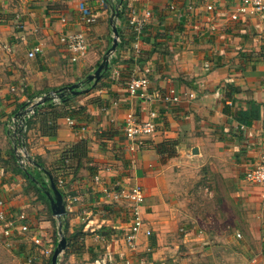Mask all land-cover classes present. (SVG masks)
<instances>
[{
  "label": "crops",
  "instance_id": "crops-1",
  "mask_svg": "<svg viewBox=\"0 0 264 264\" xmlns=\"http://www.w3.org/2000/svg\"><path fill=\"white\" fill-rule=\"evenodd\" d=\"M0 1L8 25H23L15 40H1L9 47L4 44L8 64L0 76V202L11 219L27 216L29 234L48 237L55 220L41 219L45 203L17 165L8 123L30 99L61 87L54 84L56 76L74 78L70 86L97 68L112 38L110 7L89 2L95 19L89 25L80 21L77 0H48L49 6L38 3L43 0ZM235 2L123 0L116 21L120 41L111 58L116 63L91 90L72 99L80 111L72 118L74 126L66 118L42 123L38 114L44 115L47 105L28 120L26 149L47 172L57 174L56 156L63 148L85 145L76 172L61 177L67 179L69 196L77 199L63 196L64 225L67 233H80L81 247L68 251L67 264H219V257L234 264H264L263 190L243 179L264 153V13L231 21ZM131 11L138 18L150 14L137 52L131 49ZM75 32L84 34L89 47L72 63L59 38ZM37 46L42 53L29 57ZM132 77L148 81L152 101L127 93ZM171 90L177 103L162 99ZM152 112L155 133L141 145L128 141L126 116L147 120ZM46 125L53 128L52 136ZM28 171L47 180L39 169ZM134 186L141 188L144 201L138 207L142 225L132 235L133 204L113 196ZM206 193L212 199L207 210L199 202ZM3 228L0 223V240L6 242ZM23 238L15 232L11 241Z\"/></svg>",
  "mask_w": 264,
  "mask_h": 264
},
{
  "label": "built area",
  "instance_id": "built-area-1",
  "mask_svg": "<svg viewBox=\"0 0 264 264\" xmlns=\"http://www.w3.org/2000/svg\"><path fill=\"white\" fill-rule=\"evenodd\" d=\"M89 2H98L101 7H104L106 2L105 0H77L80 21L90 25L95 22V19L91 14L90 9L86 6ZM206 9L208 11H211L213 8L211 5H207ZM255 13H264V0H236V2L233 4V9L229 18L231 21H236L242 16L249 14L252 15ZM149 17L150 14L148 12H145L142 18H138L134 11L130 12L128 24L131 27L132 36L134 38V43H132L131 47L134 52L138 51V40ZM61 23L66 26L68 21L65 18H62ZM19 27H21L20 24ZM59 43L63 45L66 52L69 54V58L72 63H75L81 58H83L84 55L87 53L89 47L84 34L81 32L65 34L59 38ZM41 53L42 48L40 46H37L31 50L28 56L34 57ZM148 88L149 83L145 78L132 77L130 78L127 85V93L132 97H138L146 101H152ZM188 98H193V95L190 94ZM162 99L165 103H177L179 101V97L173 90H171L168 95L163 96ZM155 119V112L150 113L147 120H136L132 115H127L123 127V134L125 138L134 144L137 143L138 145H141V143L146 137L151 136L155 133ZM65 120L70 126H73L75 124V122L70 118H66ZM8 130L11 132L15 130L14 127H11V122L8 123ZM21 156L24 157L23 154H21ZM22 163L28 165L27 162ZM243 179L252 185H256L262 188L264 198V153L261 154L256 165L245 171ZM94 181L99 182L100 176H94ZM58 185L62 189L64 188L62 180L58 181ZM102 192L106 196L109 195V191L106 187H103ZM64 195H66V201H77V199L70 197L69 193H66ZM113 197L114 199H127L133 204L132 215L134 219L132 222L131 233L132 235H135L138 232L140 226L142 225L138 213V207L144 201L143 191L139 186H134L128 192H120L115 194ZM2 205V202H0V223H4L3 235L7 239L6 242H11V237L15 232L19 233L20 235L29 233L30 222L27 216L25 214L19 213L17 216H15L16 220H13L11 219V216L7 215L6 211L2 208ZM262 232L264 233V229L262 230ZM145 235L149 236L150 232L146 231ZM236 236L237 238H240L239 234H237ZM31 240L34 242L35 245H42L40 239L35 235H33Z\"/></svg>",
  "mask_w": 264,
  "mask_h": 264
},
{
  "label": "water",
  "instance_id": "water-1",
  "mask_svg": "<svg viewBox=\"0 0 264 264\" xmlns=\"http://www.w3.org/2000/svg\"><path fill=\"white\" fill-rule=\"evenodd\" d=\"M110 7V30L112 34L110 46L104 53L100 64L97 68L90 74L86 75L82 81H79L70 86H64L57 90H50L38 94L34 98L30 99L25 103L20 111L10 120L11 127H14V131L8 130V136L13 145V151L16 157L18 167L24 172V174L29 178L34 184L36 190L45 197L49 210L56 224V234L58 235V241L55 244V248L52 252L50 259V264H58L60 255L67 249V240L63 235V229L65 228V216H66V206L64 202V197L61 192L56 187L51 175L36 164L30 154L28 153L25 145V130L28 120L37 113L42 106L47 104H59V96L62 93L71 94L72 96H79L82 93H86L100 80L105 72H107L108 65L111 62V58L114 56L120 41V32L116 25V21L119 19L120 11L122 8V0H108ZM61 93V94H60ZM193 154L197 153V150L192 151ZM24 155V157L21 156ZM22 162H27L23 164ZM33 167L39 169L40 173L46 175L47 180L44 181L42 178L36 177L29 173V168Z\"/></svg>",
  "mask_w": 264,
  "mask_h": 264
},
{
  "label": "rangeland",
  "instance_id": "rangeland-1",
  "mask_svg": "<svg viewBox=\"0 0 264 264\" xmlns=\"http://www.w3.org/2000/svg\"><path fill=\"white\" fill-rule=\"evenodd\" d=\"M47 1L48 0H43L42 2L39 1L38 3H44L45 6H49ZM31 3H33V2H31ZM35 3H37V2H34L33 4H35ZM2 6H3V3L0 1V7L3 9L4 7H2ZM22 6L26 7V5H22ZM15 7H17V6L14 5V8H12V10H11L12 12H13V10H15ZM6 16H7V13H3V14L1 13L0 18H2V20L6 21L7 20ZM14 20L17 21L16 23L20 22L19 18H15ZM5 21L0 22V24L2 23V24L7 25L5 28L0 26V58H1L0 59V76L2 73H5V70L7 68L6 66L8 64V63H5V57L4 56L6 54H5V45L4 44H6V46L9 47L7 45V43H5V41H1V40H5V38H7V37L15 40L16 33L23 29L22 24H21V27H19V25H18V27L16 26L17 27V29H16L15 27L8 25L9 24L8 20L6 21V23H5ZM65 76L63 74H61V76H59V78L56 76L54 78V84L57 87H59V86L64 87V86H67L66 85L67 83H70L71 81L75 80L74 78H69L68 76H66V77ZM83 79H84V76H82L80 78V81H82ZM77 82L78 81H76L75 83H77ZM59 153H60V151H59ZM56 158L58 159V156H56ZM60 180H61V178H60ZM62 182L64 185L63 191L66 194L67 188H65V184H67V179L66 180L62 179ZM194 184L197 185L196 183H193V185ZM201 184L205 185V186L207 185L205 182L201 183ZM199 186L202 187L201 185H199ZM205 186H203V187H205ZM203 190L204 189L202 188V191ZM193 194H194V192H193ZM193 194H191V195H193ZM199 198H200L199 202L201 204H203L204 209L207 210L208 209L207 206L212 204V199L207 197V193L206 194H200ZM213 210L215 211V208ZM40 216H41L42 220L44 219V221H48L50 219V223H51V216L52 215H51L49 208L46 205H44L43 210L42 209L40 210ZM29 225H30V223H29ZM56 233H57L56 232V224H53V231H52V233L49 234L48 237H40L39 236L41 241H43V243L45 244L44 247H42V245L38 246V245L34 244V242L31 240V238L33 237V233L32 234L26 233V234L22 235V236H24V238H23L24 242H21V243H14V242L12 243V241L7 243L5 241L0 240V264H50L52 252L55 248L56 242L58 241V235ZM62 233L66 239L70 235L69 233H67V227H65L63 229ZM234 238L236 239V244L241 245L239 240H242V239H238L236 237H234ZM76 245L77 246H74V249L78 250V248H81V247H79L80 246L79 241L76 243ZM239 245H236L237 248L240 247ZM69 252H70V250H69ZM69 252L66 249L60 255V258L58 260V264H67V254H69ZM218 259H219V264H234V260H232V263H230V262H227L226 260H224L223 257H221V258L219 257ZM76 262H78V261H76Z\"/></svg>",
  "mask_w": 264,
  "mask_h": 264
},
{
  "label": "trees",
  "instance_id": "trees-1",
  "mask_svg": "<svg viewBox=\"0 0 264 264\" xmlns=\"http://www.w3.org/2000/svg\"><path fill=\"white\" fill-rule=\"evenodd\" d=\"M105 2L107 4H109L108 0H105ZM123 4V1H122ZM116 60L112 59V61L110 62V64H115ZM129 82V81H128ZM62 88V87H59ZM59 88H53L51 90H57ZM50 91V90H48ZM61 94V93H60ZM75 96H72L71 94H67V93H62L59 98H60V102L59 104H47V107L44 109V115L43 112L38 114L39 118L41 119V122L43 123L44 120V124L46 123L47 119H60V118H77L78 115H80V111L73 108L71 101ZM37 115V116H38ZM36 117V116H34ZM43 119V120H42ZM31 122H29L28 124V128ZM74 126V125H73ZM46 128L48 130V132L50 133L49 136H52V130L53 128L50 127L49 125H46ZM86 150H85V145L82 142H78L77 144L68 146L63 148L60 157L57 159V161L59 162V164L57 165V174H55L52 171H48L49 175H51L56 187L58 188V190L61 192V194L64 196V192L63 189L61 187H59L58 185V181L60 180L59 178L65 176V175H69V173L72 174L74 172H76V170L79 167V164L81 162L82 159H84V157L86 156ZM36 164L42 168V165L39 164L38 162H36ZM35 191L39 194L40 199H42L45 203V205L49 208L48 203L45 199V197L40 193L39 190ZM80 237V233L79 232H74L72 234L69 235V237H67V248L69 250H72L74 248V246H77L76 243L78 242V239ZM79 250V248H78Z\"/></svg>",
  "mask_w": 264,
  "mask_h": 264
}]
</instances>
